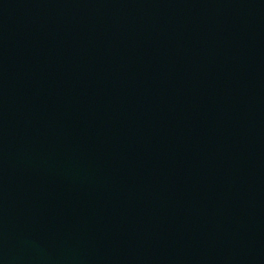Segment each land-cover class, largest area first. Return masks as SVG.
Listing matches in <instances>:
<instances>
[{
	"label": "water",
	"instance_id": "obj_1",
	"mask_svg": "<svg viewBox=\"0 0 264 264\" xmlns=\"http://www.w3.org/2000/svg\"><path fill=\"white\" fill-rule=\"evenodd\" d=\"M0 264H264V0H0Z\"/></svg>",
	"mask_w": 264,
	"mask_h": 264
}]
</instances>
